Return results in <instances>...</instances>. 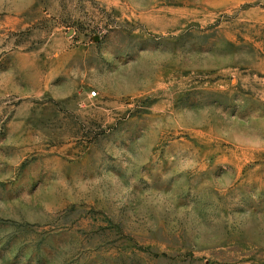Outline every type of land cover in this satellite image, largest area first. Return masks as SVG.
Returning <instances> with one entry per match:
<instances>
[{"label": "rangeland", "instance_id": "374dc122", "mask_svg": "<svg viewBox=\"0 0 264 264\" xmlns=\"http://www.w3.org/2000/svg\"><path fill=\"white\" fill-rule=\"evenodd\" d=\"M0 264H264V0H0Z\"/></svg>", "mask_w": 264, "mask_h": 264}, {"label": "built area", "instance_id": "2783aa9c", "mask_svg": "<svg viewBox=\"0 0 264 264\" xmlns=\"http://www.w3.org/2000/svg\"><path fill=\"white\" fill-rule=\"evenodd\" d=\"M91 97H92V98H95V97H97V92H95V91H94V92H92V93H91Z\"/></svg>", "mask_w": 264, "mask_h": 264}]
</instances>
